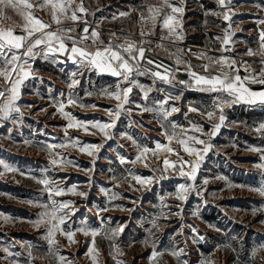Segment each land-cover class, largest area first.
Returning <instances> with one entry per match:
<instances>
[{
	"label": "rangeland",
	"instance_id": "rangeland-1",
	"mask_svg": "<svg viewBox=\"0 0 264 264\" xmlns=\"http://www.w3.org/2000/svg\"><path fill=\"white\" fill-rule=\"evenodd\" d=\"M153 1L164 5V0H83L88 12L84 19L89 21V31H98L105 42L112 33L120 37L119 43L124 42V37L135 41H150L143 46L148 50L146 58L152 60L153 56H160L166 62L168 57L175 61V55L171 53L183 50L187 62L201 75L215 73L202 71L201 65L208 61L206 58L199 59L197 54L219 56L222 49L219 43L223 40L221 36L225 37V29H228L234 33L228 47L232 49L231 58L241 67L240 75L246 74L243 62L256 74L264 67L261 63L264 57L246 54L249 48L256 52L261 47L260 34L264 31V24L259 21L264 20V0H225V6H221L218 0H169L176 7L187 4L189 7L186 10L190 9V13L201 12L194 25L192 21L189 22L186 33L202 27L208 29L199 31L198 39L172 38V41H161V37L167 35V30L162 31L159 23L151 34L144 37L140 35L141 31L149 33L151 25L150 22H142L138 15L141 12L148 17V6L155 4ZM30 2L38 5L40 0ZM210 4L215 7L206 10V13L204 7ZM164 8L163 15L170 13L169 8ZM31 11L51 20V14L46 8L34 6ZM121 13L128 15L121 16ZM225 14L230 16V20H224ZM10 19L20 24L11 23L8 21ZM20 19L23 18L17 10L7 8L3 16H0V25L5 27V23L16 24L17 29L12 26L5 28L18 31L22 26ZM180 25L183 26V20H180ZM61 26L74 27L72 35L79 37L82 27L78 24L63 20ZM190 45L214 47L216 53H195L196 49ZM242 54L247 57H239ZM58 59L60 62L53 63L37 57L32 67L34 76L25 81L18 101L24 113L21 122L7 121L0 125V159L15 169L5 172L0 166V264H57L56 259L48 255V242L44 239L46 226L34 223L41 209L34 203H28L47 199L42 185L36 182V179L43 178L46 170L48 177L58 181L61 187L74 185L78 191L87 193L85 197L67 195L58 199H71L75 202L74 207L78 210L68 221L73 229L84 222L91 228L103 230L95 238L98 264H116L117 259L122 264H183L185 260L187 264H199L204 258L210 259L211 264H246L253 248L264 245V211L259 210L264 208V196L250 191V188L260 186L261 172L264 171L256 166L260 163V153L250 150L253 147L264 148V137L255 131L256 127L264 123V106L240 103L224 109V125L210 141L213 145L211 150L207 154L202 153L204 158L197 171L196 192L190 191L186 202L179 201L174 196L178 185L191 181L179 176L178 165L177 169L169 168L163 172L164 159L170 163L177 161L174 154H148L144 163L137 162L135 165L119 162L121 156L132 160L137 154L136 146L127 137H121L120 132H127L137 143L149 147H155L157 142L167 143L153 113H140L134 104L126 106L131 107L132 111L122 113L113 130L115 136L112 140H107L95 129L92 130L94 134L78 129L66 130L68 121L57 110L56 101L64 100L66 103L68 93L72 92L83 104H95L96 107H80L78 104L66 107V111H71L81 121L107 122L113 117L108 115L106 109L113 107L117 101L102 95L101 90H112L117 78L97 74L95 70L73 64L63 56ZM183 70L184 67H180L172 85L158 82L150 93L149 103L153 98H164L166 94L179 96V99L169 101V104L180 109L169 119L185 128L189 127L190 122L203 121L204 131L208 132V125L217 123L218 119L208 120L202 113L211 109L215 94L178 83L189 79ZM73 72L77 74L75 78L80 83L69 89L68 83ZM138 79L146 86L152 84L148 77ZM7 85L8 82L0 77V88ZM249 87L254 90L264 86ZM130 100L141 102V94L137 89L134 88ZM190 107L198 108L201 112H189ZM75 137L80 138L81 144L103 146L91 156L81 152L79 147L57 148L55 151L65 160H72L73 164L54 167L45 145L69 143ZM172 146L186 159L195 160V157L183 153L175 142ZM145 163L148 167L144 166ZM128 169H132L135 175L152 177V183H137L129 175ZM162 173L164 178L160 179ZM205 179L207 184H204ZM113 193L118 194L117 199H110ZM161 198L168 205L164 209L170 213L167 217L161 215ZM105 208L107 211H100ZM177 212L179 215L175 214ZM153 221L157 227L152 226ZM119 227H123V231L112 239L104 235H110L113 229ZM56 239V249L71 264H94L89 254V248L92 247L90 235L76 232V242L71 244L59 233ZM114 245L119 247L121 255H115ZM179 249H183V255L177 258L172 252ZM153 251L162 255L152 259ZM29 252L34 258L31 261L28 258ZM261 257H264V251L258 252L253 264H264Z\"/></svg>",
	"mask_w": 264,
	"mask_h": 264
},
{
	"label": "snow or ice",
	"instance_id": "snow-or-ice-1",
	"mask_svg": "<svg viewBox=\"0 0 264 264\" xmlns=\"http://www.w3.org/2000/svg\"><path fill=\"white\" fill-rule=\"evenodd\" d=\"M218 3L221 6H225V0H218ZM34 6L42 9L46 8L51 14V20H44L34 15L31 11ZM164 7L169 8L170 13L161 17L162 8ZM7 8L17 10L22 16L24 24L21 34H16L14 29L11 28L0 29V77L8 82L7 87L0 88V125L7 121L13 123L21 122L24 113L18 101L20 100L21 89L25 81L34 76L32 65L35 63L37 57L58 63L60 62L58 58L63 56L66 60H71L73 64H79L81 67L95 70L97 74H108L116 77L117 82L112 90L107 88L101 90L102 95L117 101L113 107L106 109L108 115L113 117L107 122H101L100 120L81 121L71 111H66V107L76 106L78 104L80 107H96L95 104H83L72 92L68 93L66 103L64 100L56 101L57 110L68 121L66 130L78 129L83 130L87 134H94L92 130L95 129L102 133L107 140H112L115 136L113 130L116 129L117 122L120 121L122 113H130L132 111L131 107L126 106L134 104L140 113H153L154 118L160 123L167 143L157 142L155 147H149L137 143L127 132H120L121 137H127L136 146L137 154L132 160L121 156L119 162L120 164L130 163L135 165L137 162L144 163L148 154L153 156H156L159 152L174 154L177 157V161L170 163L168 159H164L163 172H167L169 168L177 169L178 165L179 176L186 177L187 180L191 181V183H180L178 185L174 194L176 200L186 202L189 192H196L195 181L197 171L200 161L204 158L202 153L207 154L211 150L213 145L210 141L219 133L221 127L224 125L226 119L224 109L240 103L264 106V87L259 91H254L249 87V85L264 86V67L256 74L249 70L246 62H243L246 74L244 76L240 75L241 67L237 65L235 59L231 58L232 49L228 47L231 42V36L234 33L229 32L228 29H225L226 35L221 41L223 47L219 56H207L206 53L197 54L199 59L206 58L208 61L201 65L202 71L215 73L213 75H201L193 70L190 63L183 59V50H178L177 53H171V55H175V62L174 66H168L146 58V51L148 50L143 45L150 41L144 39L135 41L130 37H124V42L119 43L120 37L112 33L108 41L105 42L100 37L98 31L95 29L91 32L89 31L90 25L84 19L88 15V12L84 7L83 0H79V2L77 0H40L38 5H34L30 0H0V16H3L4 10ZM182 11L183 9L181 7L172 5L169 0H164V5L161 8L148 6V17L141 14L140 19L144 23L150 22L151 27L149 33L141 31V37L151 34L159 23L162 31L167 30V35L162 36L161 41H172L173 36H175L176 40H182V31H177L178 28H182V25L179 24L175 16V13H181ZM216 14L213 13V15ZM120 15L126 16L128 13H121ZM223 18L226 21L230 20V16L227 14ZM63 20H71L74 23L83 20L84 27L79 33L78 38L72 35L75 31L74 27L64 28L61 26ZM259 23L264 24V20H260ZM260 40V49L256 52L249 49L246 53L247 55L264 57V31L260 34ZM188 51H191V49ZM261 63L264 64V59L261 60ZM181 64L185 65L184 71L189 79L187 81L180 80L178 83L188 88L195 87L201 92L215 94L211 109L204 110L202 113L206 115L208 120L218 119L217 123L208 125V132L204 131L203 121L190 122L189 127L185 128L169 119L173 113L180 111L179 107L174 104H169V101L177 100L179 96L166 94L164 98H153L151 103H149V96L154 90L155 85L158 82L172 85L175 81L176 74L180 71ZM76 75L75 72L71 74L70 82L68 83L69 89H72L80 83L75 78ZM139 77L150 78L152 84L146 86L140 83ZM134 88L141 94V102L139 103L130 100ZM92 94L89 93V95ZM60 95L63 97L64 94L61 93ZM188 111L193 113L201 112L200 109L195 107H190ZM217 113H219L218 116ZM255 131L264 137V123L256 127ZM65 135H67V131ZM173 142L179 145L183 153H186L188 157H195V160L186 159L185 156L180 155V152L172 146ZM25 143L29 142L26 141ZM69 146L79 147L81 152L91 156L94 151H98L103 145L91 143L81 144L79 137L72 138L69 143L47 144L45 147L51 157V164L54 167L61 164H73L72 160H65L60 153L55 151L57 148H66ZM250 150L260 153V163L256 166L264 170V148L253 147ZM185 165L188 166L187 170H185ZM0 166L3 167L5 172L15 171V169L11 168L2 159H0ZM144 166L148 167V164L145 163ZM127 171L132 179L141 185H150L153 181L152 177L145 178L140 175H135L132 169H128ZM261 176L262 182L260 186L250 188V191L264 196V171L261 172ZM159 178H164L163 173ZM220 179L224 178L220 177ZM36 182L42 185V191L46 193L47 199L44 201L37 199L36 201H28V203H34L35 206L41 209L38 213L39 218L34 223L36 225L44 224L46 226L44 239L48 242V255L53 256L57 264H71V261H67L66 257L60 255L58 249H56V245L58 244L56 237L59 233L66 237L71 244L76 242L74 240L76 232H81L86 236L90 235L92 237V247L89 248V254L92 255L94 264H98V250L95 249V238L103 230L101 228H91L84 222L73 229L72 224L68 223V221L71 220L72 216L78 210L74 207L75 202L71 199H58L59 197L67 195L85 197L87 193L78 191L74 185L68 188L61 187L58 181L48 177L47 170L43 178L36 179ZM207 183L208 181L205 179L204 184ZM102 191L104 190L102 189ZM197 194L199 193L197 192ZM117 198V193H113L110 197V199ZM167 207L168 205L164 203V198H161L162 216L167 217L170 214L164 211ZM177 207L179 208L180 206L177 205ZM259 210L264 211V208ZM100 211H107V209H100ZM175 214L179 215V212ZM152 226L157 227L155 221H153ZM122 231L123 227H119L113 229L110 235L108 233H104V235L108 239H112ZM193 231L195 232L196 229L193 228ZM200 239H203V237H200ZM114 247L116 248L115 255H121L122 253L119 247L115 245ZM261 251H264V245L253 248L246 264H253L258 252ZM160 255L162 253L153 251L151 258L155 259ZM172 255L177 258L181 257L183 255V249L174 250ZM28 258L29 261L34 259L31 252L28 253ZM261 260L264 261V257H261ZM116 264H122V262L117 259ZM183 264H187V261H183ZM199 264H211V261L208 258H204L199 261Z\"/></svg>",
	"mask_w": 264,
	"mask_h": 264
},
{
	"label": "crops",
	"instance_id": "crops-1",
	"mask_svg": "<svg viewBox=\"0 0 264 264\" xmlns=\"http://www.w3.org/2000/svg\"><path fill=\"white\" fill-rule=\"evenodd\" d=\"M153 3H155V1H153ZM152 6H155V7H157V8H161L162 6L160 5V2H156L155 4H153ZM178 7H181L182 9H183V11L181 12V13H175L176 15V18H177V20L179 21V24H180V20H183V26H182V28H178L177 29V31L178 32H180V31H182V33H183V38H185V39H187V40H192V39H198L197 37V35H198V32L199 31H206V30H208V29H206V28H204V27H202V28H197V29H195V30H192V31H190V32H188V33H186V27H188V24H189V22H191L192 21V25H194L195 23L194 22H196V17H199L200 15H201V12L199 13H196L195 11H193L192 13H190L189 12V10H186V7H189V6H187V4H185L184 6L183 5H179ZM212 7H215V5L214 4H210V6L208 7H204V9H205V12H206V10H208V9H213ZM207 8V9H206ZM165 8H162V10H164ZM170 10V9H169ZM143 11V10H142ZM204 12V13H205ZM207 13V12H206ZM141 12L139 13V15H138V18L141 16ZM34 15H36L37 17H41V18H43L44 20H47V18H46V16H42L41 14H34ZM162 15H163V11L161 12V17H162ZM178 15V16H177ZM20 20H22V22H21V25L23 26V24H24V20L23 19H20ZM87 20V19H86ZM193 20H195V21H193ZM8 21H10L11 23L13 22V23H18L16 20H8ZM87 22H88V24H89V21L87 20ZM76 24H78L80 27H82L81 28V31H82V29H83V27H84V23H83V20H81V21H79V22H75ZM0 24H1V22H0ZM18 24H20V23H18ZM90 25V24H89ZM22 26H21V29L20 30H14L15 32H16V34H21V32H22ZM0 29H9V28H5V27H2V25H0ZM12 29V28H11ZM90 29V28H89ZM210 32V31H209ZM172 38H174V40L176 39L175 38V36H173ZM224 38V36H221V39H223ZM202 40V39H201ZM199 42V41H198ZM220 44V47L222 48L223 47V45L221 44V42L219 43ZM155 48V47H154ZM154 51L155 50H157V49H153ZM183 59L185 60V61H187L186 59H187V57H186V59H185V56H184V54H183ZM153 60L154 61H156L157 63H162V64H164V65H168V66H174V60L173 59H171V57L169 58L168 57V62H166V61H164L163 59H161L160 58V56H153ZM192 66V65H191ZM32 67H33V65H32ZM180 67H185V65L184 64H181L180 65ZM184 71V70H183ZM204 73V72H203ZM106 75V74H105ZM207 75V74H206ZM6 83H7V81H6ZM262 88H256V89H254V91H259V90H261Z\"/></svg>",
	"mask_w": 264,
	"mask_h": 264
},
{
	"label": "built area",
	"instance_id": "built-area-1",
	"mask_svg": "<svg viewBox=\"0 0 264 264\" xmlns=\"http://www.w3.org/2000/svg\"><path fill=\"white\" fill-rule=\"evenodd\" d=\"M5 27H8V26H12L14 29H17L18 28V25H10L8 23H5L4 25ZM189 47H192L194 49H196L195 53H199L201 51H204V52H210V53H216V48L214 47H205L204 45H190ZM251 49V48H249ZM247 49V51L249 50ZM252 50V49H251ZM239 57H247L246 54H242V55H239Z\"/></svg>",
	"mask_w": 264,
	"mask_h": 264
},
{
	"label": "trees",
	"instance_id": "trees-1",
	"mask_svg": "<svg viewBox=\"0 0 264 264\" xmlns=\"http://www.w3.org/2000/svg\"><path fill=\"white\" fill-rule=\"evenodd\" d=\"M258 88H260V87H258Z\"/></svg>",
	"mask_w": 264,
	"mask_h": 264
}]
</instances>
